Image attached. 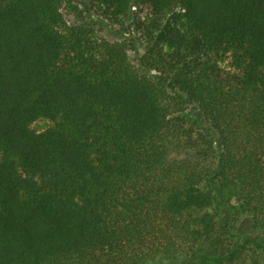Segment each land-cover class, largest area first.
<instances>
[{
    "label": "trees",
    "instance_id": "1",
    "mask_svg": "<svg viewBox=\"0 0 264 264\" xmlns=\"http://www.w3.org/2000/svg\"><path fill=\"white\" fill-rule=\"evenodd\" d=\"M82 5L0 0V264H264V0Z\"/></svg>",
    "mask_w": 264,
    "mask_h": 264
},
{
    "label": "rangeland",
    "instance_id": "2",
    "mask_svg": "<svg viewBox=\"0 0 264 264\" xmlns=\"http://www.w3.org/2000/svg\"><path fill=\"white\" fill-rule=\"evenodd\" d=\"M78 6V10L69 11L66 7H63L65 20L68 24H80L87 23L94 27L96 35L104 40L109 42H127L130 38L134 37L135 34L131 28L133 23V15H136L137 12L133 11L134 14H131L127 18H123L120 23L112 24L107 21L101 20L95 15H88L85 11L84 6L82 5L83 0H71ZM140 14V12H138ZM138 45V44H137ZM138 53H141V48L138 50ZM136 53L133 49L128 50V57L130 60H135ZM181 115L184 117L185 122L188 127H191L195 132H201L202 130L209 129L206 124H204L201 119L199 112L196 108L187 107ZM50 125V122L45 119H39L33 123L32 128L35 131H42ZM211 133V132H210ZM246 220H243L240 224L241 229L239 228L237 234L241 237L248 234L250 229L246 225ZM253 236H256L257 239L264 240V228L253 233Z\"/></svg>",
    "mask_w": 264,
    "mask_h": 264
}]
</instances>
